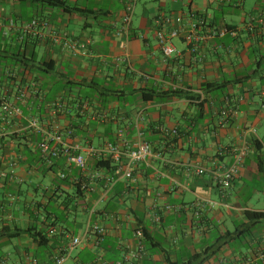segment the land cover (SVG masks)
I'll return each instance as SVG.
<instances>
[{
	"label": "crops",
	"instance_id": "obj_1",
	"mask_svg": "<svg viewBox=\"0 0 264 264\" xmlns=\"http://www.w3.org/2000/svg\"><path fill=\"white\" fill-rule=\"evenodd\" d=\"M62 1L0 0V92L13 102L26 90L23 116L0 120V264H53L72 237L81 243L63 264H264V218L246 216L264 213V0ZM158 17L179 32L167 58ZM200 20L197 33L211 36L195 55L184 36ZM64 34L87 42L86 53L73 55ZM224 108L233 112L221 125ZM67 128L85 173L63 156L48 164L36 146L43 132ZM119 131L125 147L140 134L156 153L130 179L95 167ZM240 146L247 155L226 178ZM94 170L111 184L88 180Z\"/></svg>",
	"mask_w": 264,
	"mask_h": 264
},
{
	"label": "built area",
	"instance_id": "obj_2",
	"mask_svg": "<svg viewBox=\"0 0 264 264\" xmlns=\"http://www.w3.org/2000/svg\"><path fill=\"white\" fill-rule=\"evenodd\" d=\"M133 13V1L129 2L124 11V15L122 18V31L127 39L129 33V25L131 21V16ZM157 23L159 28L155 32V38L161 48L162 54L164 58H167L176 52V49L172 43L173 39L176 38L179 34L177 29L168 27L170 20L166 17H158ZM37 21L33 20L30 24L37 25ZM10 25H12V21H10ZM41 25L47 26L48 23L42 21ZM201 25H205L203 20L199 22H190L188 29L185 33L184 39L189 44V52L195 55L198 54V43L200 41H205L208 39L211 34H199L197 33V28ZM247 28L251 29L253 24L251 22L247 23ZM222 31L221 34H223ZM63 44L66 46L73 55L76 54H85L86 53V43L76 39L67 38L66 34H64ZM127 55H125L126 57ZM13 76V74H9ZM36 88V85H33ZM2 92V91H1ZM0 92V120L8 121L9 119L21 118L23 116V111L20 106L25 100L26 90L23 88H18L14 92L13 102L6 99L4 94ZM35 92V91H34ZM264 94V92H262ZM229 98H225V102L227 103ZM61 106L58 101L52 104L51 113L52 115H56L57 111L60 110ZM232 110L228 108H224L220 111L221 119L219 123L224 125L227 123L230 113ZM38 121L36 118L28 119V127L33 128L38 131H42V129L38 128ZM164 130V129H161ZM168 133L167 130H165ZM170 135L173 137L178 136L177 130L172 129ZM72 138L71 129H65L63 131L59 130H50L43 132L42 138L40 141L36 143L37 148L40 151L41 157L48 163L51 164L57 157L63 156L66 158V162L68 165H73L78 168L81 172H87V165L85 161V157L78 153L79 145L71 144L66 142V140ZM94 152V151H92ZM98 154H106L107 158L111 161V165L113 169H119L122 171L124 177L130 179L132 178V170L133 166L137 163L143 162L150 157L156 156V153L153 151L151 144L144 140L142 136L139 134L136 138L135 143L132 147H125V139L123 137L122 131H119L117 134V140L114 144H107L106 147L97 152ZM233 163L229 167H227L224 171V177H232L237 175L239 168L242 166V163L247 155V147L240 146L236 147L234 150ZM111 169V168H110ZM198 174L203 173V169L199 168L197 170ZM86 178L90 181L102 180L105 182L107 186H109L112 182V176L107 173H102L98 170H94L93 172H88ZM60 178H64V174L60 175ZM81 188L83 190L88 189V185L85 183H81ZM91 232H93L98 238H101L105 233L106 229L104 226L99 224H92L89 228ZM52 231H50L51 233ZM136 234L140 237L141 232L137 231ZM81 243L80 238L72 237L68 244L61 249V252L54 258L53 264H63L70 251L77 247ZM118 264V263H114Z\"/></svg>",
	"mask_w": 264,
	"mask_h": 264
},
{
	"label": "trees",
	"instance_id": "obj_3",
	"mask_svg": "<svg viewBox=\"0 0 264 264\" xmlns=\"http://www.w3.org/2000/svg\"><path fill=\"white\" fill-rule=\"evenodd\" d=\"M42 3H44L45 5L47 6H52V7H64L65 3L62 1V0H40ZM66 10V8L64 9ZM210 85H206L204 87V89H207ZM218 88V87H217ZM143 100H150L152 98V95L150 94H143ZM258 150H260V146H258ZM111 161L109 159H106V160H99V161H96L95 163V167L96 168H105V169H110L111 167ZM260 168V167H259ZM63 180H66V178H63ZM77 191L78 193H82L83 192V189L81 188V182L79 181L77 183ZM246 216L248 217L249 220H252V221H259L260 219L264 218V213H256V212H247L246 213ZM39 238H40V243L41 244H44L46 243V239L39 233L38 234Z\"/></svg>",
	"mask_w": 264,
	"mask_h": 264
}]
</instances>
